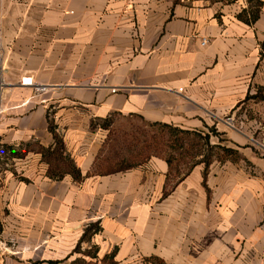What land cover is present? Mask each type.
<instances>
[{
  "label": "crops",
  "instance_id": "crops-1",
  "mask_svg": "<svg viewBox=\"0 0 264 264\" xmlns=\"http://www.w3.org/2000/svg\"><path fill=\"white\" fill-rule=\"evenodd\" d=\"M0 0V145L53 144L82 173L47 177L39 154L0 173V264H71L90 242L118 264H264V0ZM29 78L32 86H23ZM139 117L215 129L238 163L169 174L153 158L92 175L108 131ZM1 158V156H0ZM19 177L23 178L20 180Z\"/></svg>",
  "mask_w": 264,
  "mask_h": 264
},
{
  "label": "trees",
  "instance_id": "trees-1",
  "mask_svg": "<svg viewBox=\"0 0 264 264\" xmlns=\"http://www.w3.org/2000/svg\"><path fill=\"white\" fill-rule=\"evenodd\" d=\"M249 3L253 7L250 20L244 14H241L239 18L243 21L254 23L259 17L263 3L259 0H249ZM135 122L140 126L135 124ZM91 128L92 130L97 128L107 130L108 135L103 144V149L96 159L94 172L88 174L87 177L126 172L146 165L152 157L164 160L169 166L170 175L186 176L194 167L186 173H181L182 171L179 170V163L181 161L176 158L174 153L175 151L181 150V155L185 152V156H190L189 152L197 149L201 141L203 142L202 148L209 149L213 152L203 164H200L205 168V178L209 167L213 164V156L216 157L215 161L221 164L228 161L238 163L243 160L239 151L229 146L227 144L228 142H226L227 140H225L227 146H210V135H205L202 131H186L167 124L148 123L139 117H113L105 120H95L92 121ZM211 130L214 131V129ZM56 131V127L53 124H49V132L53 135V144L48 148H44L38 143L21 144L18 147L0 145V148H2L3 153L9 154V158L11 159H24L30 153L39 154L42 157V162L47 165V177L49 179L61 181L66 176H70L78 182L83 178L82 173L75 161L67 154L64 141ZM197 139L198 141L194 142ZM24 146L26 148H23ZM137 146L141 148H137ZM123 148H127L125 153L121 152ZM23 181L26 182V180ZM101 231L100 224L90 225L85 229L74 252L79 254L81 244L83 242H90ZM92 247L93 252H90L88 255H83L82 258L76 259L71 264H118L115 261L114 253L105 256L103 259H99L97 256V247ZM29 264H64V262H30ZM157 264L162 263L157 261Z\"/></svg>",
  "mask_w": 264,
  "mask_h": 264
},
{
  "label": "rangeland",
  "instance_id": "rangeland-1",
  "mask_svg": "<svg viewBox=\"0 0 264 264\" xmlns=\"http://www.w3.org/2000/svg\"><path fill=\"white\" fill-rule=\"evenodd\" d=\"M135 124H137L138 126H140L137 122H135ZM142 131V129H141ZM203 134H209L210 135V146H217V145H222V146H227L226 142H225V138L223 136V134H221L220 132H218L217 130L214 129V131H210V129L207 130H203L202 131ZM108 135V134H107ZM197 140H194V142H197ZM203 142L201 141V143L199 144V147H197V149H194L193 151L189 152L190 156H185V152H183L181 150L175 151V156L176 158L180 159V163H179V170H181V173H186L188 172L190 169H192L193 167L203 164V162H205L207 160V158H209L211 156V154L213 152H211L209 149H204L202 148ZM23 148H26L25 146ZM22 148V150H23ZM137 148H141L140 146H137ZM127 148H123L121 152L125 153ZM214 152H216V150H214ZM0 173L4 174V172H8V173H12L15 176H17V174L15 173V169H14V162H12V159L9 158V154L8 153H3L2 152V148H0ZM156 158V157H152L151 159ZM216 157H212L213 164L214 163H219L215 161ZM3 176V175H1ZM0 176V177H1ZM20 180H23V178L19 177ZM87 242H83V244L86 245ZM87 248H84L83 246L80 247V252H79V258H82L83 255H88L90 252H93V247L87 245ZM87 260L88 258L85 257Z\"/></svg>",
  "mask_w": 264,
  "mask_h": 264
},
{
  "label": "built area",
  "instance_id": "built-area-1",
  "mask_svg": "<svg viewBox=\"0 0 264 264\" xmlns=\"http://www.w3.org/2000/svg\"><path fill=\"white\" fill-rule=\"evenodd\" d=\"M23 86H32V80L29 78H24L21 83ZM0 91H1V82H0ZM1 112V110H0Z\"/></svg>",
  "mask_w": 264,
  "mask_h": 264
}]
</instances>
